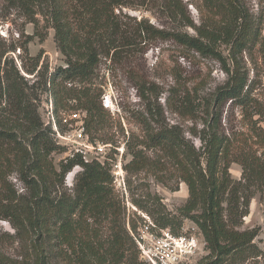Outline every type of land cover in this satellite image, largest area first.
<instances>
[{"label": "trees", "instance_id": "trees-1", "mask_svg": "<svg viewBox=\"0 0 264 264\" xmlns=\"http://www.w3.org/2000/svg\"><path fill=\"white\" fill-rule=\"evenodd\" d=\"M8 1L30 14L35 28L34 14L51 22L65 65L47 71L46 66L39 67L40 54L36 55L33 68L25 69L29 74L36 71V80L29 85L8 57L13 47L0 49V220L8 221L22 241H30L20 259L6 253L0 241V264H54L56 260L61 264H144L138 258L108 168L96 160L84 161L76 153L60 161L57 169L52 154L64 148L55 143L50 127L44 125L36 101L38 93L45 92L53 98L56 112L84 110L85 129L97 139L99 130L110 128L102 119L101 90L67 82L89 83L100 57L120 63L133 40L145 37L170 40L213 56L223 63L227 77L205 108L203 126L190 131L198 138L199 149L179 126L167 124L162 112L148 105L137 112L136 123L143 135L139 138L132 133L125 143L131 156L125 164L126 173L150 170L166 184L170 178L163 173L172 170L187 186L188 196L178 215L165 212L149 194L132 197L133 204L174 233L183 219L196 224L209 250L197 264H264V244L260 247L255 242L257 228L239 229L254 192L264 190V125L260 123L264 119H253V114L264 116V110L253 103V80L240 62L243 52L255 48L264 58L262 22L247 12L240 0H202L213 20L206 27L193 23L183 0L152 1L154 8L194 28L195 34L156 29L144 19L135 20L131 27L122 18L127 16L114 13L115 8L128 6L126 0ZM189 4L199 8L192 1ZM30 5L37 9L31 11ZM218 43L226 46L230 67L215 48ZM227 101L240 107L242 117L249 114L245 129L222 128V108ZM188 105L189 101L186 109ZM111 136L106 132L103 139L111 140ZM232 163L240 166L239 179L231 177ZM75 166L80 169L67 191L63 181ZM13 172L24 185L26 196H15L8 180ZM126 182L130 188V177ZM128 224L134 231L135 222L129 220Z\"/></svg>", "mask_w": 264, "mask_h": 264}, {"label": "rangeland", "instance_id": "rangeland-1", "mask_svg": "<svg viewBox=\"0 0 264 264\" xmlns=\"http://www.w3.org/2000/svg\"><path fill=\"white\" fill-rule=\"evenodd\" d=\"M126 1L128 6L115 8L114 13L119 14L120 17L127 16L128 18H122L131 27L135 25V20L144 19L156 29L196 33L194 28L184 26L181 22L168 18L160 10L154 8L152 2L154 0ZM183 1L187 4L186 10L193 23L196 26L203 25L206 27L212 19L210 18L211 15L204 10L202 0ZM190 1L199 8L189 4ZM240 1L253 18L262 22L261 41L264 49V0ZM36 9V6L30 5L31 11ZM33 17L37 22L36 28L30 22L32 19L30 14L26 13L25 10L15 7L8 0H0V49L8 46L13 47V50L8 52V57L13 59L19 74L28 80L29 85L36 80V76H34L36 71L29 74L25 72V69L33 68L35 61L33 57L36 55L40 54L39 67L41 65L46 66L47 71L65 65V58L55 43V31L51 27V22L39 14H34ZM214 46L217 51L222 53L227 67H230L226 46L221 43ZM240 62L242 69L248 71L250 80H253L251 94L254 99L253 103L257 108L264 110V58L260 51L255 48L251 52H243ZM224 71L223 63L213 56L187 50L170 40L145 37L141 40H133V45L120 63L112 62L107 57H100L89 83L86 81L67 83L74 86L90 85L93 89L99 88L101 90L99 100L104 108L102 119L110 124V128L109 130H99L96 134L97 139H95L97 141L125 144L132 133L140 138L143 134L135 117L138 111L145 110L148 105L152 109L162 112V117L167 124L179 126L184 137L192 141L195 147L199 149L200 142L198 138L190 134V131L194 128L200 129L207 119L205 108L210 104L209 100L216 88L226 80L227 75ZM45 97V92L38 93V100L36 101L43 122L45 121L43 106ZM103 98L107 99L105 102L107 106H104ZM188 101L189 107L186 109L185 105ZM70 103L75 104L74 101H70ZM222 109L221 125L225 131L245 129L249 114L247 117H242L240 107L231 106L230 101H227ZM61 110L57 111V116L60 115ZM75 110L83 113L86 118L87 114L84 110ZM253 119L260 121V119H264V116L253 114ZM260 123L264 125L262 120ZM106 132L112 134L111 140L103 139ZM63 148V150L52 154L57 169L59 162L70 155L67 147L63 146ZM148 155L153 156V153L148 151ZM130 157L126 150L125 163L130 160ZM78 171L79 168L74 167L65 175L63 188L67 191L71 190L74 177ZM229 172L232 178L239 179L240 166L232 163ZM163 176L167 179L170 178L166 184L158 181L150 170H142L132 175L126 173V178L130 177L131 180L130 188L126 183L128 202L137 210L144 211L133 204L132 197L144 198L149 194L158 199L165 212L178 215V209L184 204L188 196L187 186L184 182L176 179L172 170L163 173ZM8 180L15 191V196H26L24 185L18 180L15 172L9 175ZM173 187H176V190H173ZM117 195L125 208L126 222L132 220L137 225L138 216L136 212L131 208L127 210L122 197L118 193ZM194 225L190 219H183L180 226H174L175 233ZM245 228H257L258 235L255 242L261 247L264 244L263 189L255 191L251 198L249 213L243 217V223L239 227V229ZM102 231L104 232V229ZM0 241L2 249L17 259L25 255L27 246L30 244L28 239L27 242L24 239L22 241L20 236L16 235V230L6 220H0ZM53 263L61 264L57 260Z\"/></svg>", "mask_w": 264, "mask_h": 264}, {"label": "built area", "instance_id": "built-area-1", "mask_svg": "<svg viewBox=\"0 0 264 264\" xmlns=\"http://www.w3.org/2000/svg\"><path fill=\"white\" fill-rule=\"evenodd\" d=\"M107 99L103 98L104 106ZM45 121L55 142L66 146L70 155L79 154L84 161L96 160L108 168L115 191L122 197L126 209L131 208L138 216L135 230L128 221L126 226L133 237L138 258L144 264H197L209 250L206 240L196 224L174 233L169 227L157 225L144 211L137 210L128 202L126 185L124 143L100 142L92 139L85 129L84 114L77 110H61L59 116L51 95L43 102ZM63 111V112H62ZM80 169L79 166H75Z\"/></svg>", "mask_w": 264, "mask_h": 264}]
</instances>
